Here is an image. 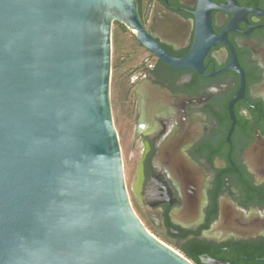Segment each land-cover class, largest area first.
I'll use <instances>...</instances> for the list:
<instances>
[{"label": "water", "instance_id": "obj_1", "mask_svg": "<svg viewBox=\"0 0 264 264\" xmlns=\"http://www.w3.org/2000/svg\"><path fill=\"white\" fill-rule=\"evenodd\" d=\"M115 22L149 45L137 0H0V264H194L155 237L130 200L111 101ZM247 158L264 179V145ZM158 160L189 221L205 189L199 168L164 147ZM260 235L264 211L227 199L204 232L218 242Z\"/></svg>", "mask_w": 264, "mask_h": 264}, {"label": "flooded vegetation", "instance_id": "obj_2", "mask_svg": "<svg viewBox=\"0 0 264 264\" xmlns=\"http://www.w3.org/2000/svg\"><path fill=\"white\" fill-rule=\"evenodd\" d=\"M137 12L150 46L114 23L111 101L120 144L121 135L130 142V200L145 222L139 218L177 250L205 242L197 264L203 257L211 264H264V235L222 242L204 236L222 200L264 211V179L247 158L250 148L264 145V0H137ZM156 50L185 66L168 65ZM161 147L201 172L204 194L189 221L178 217L185 201L158 160Z\"/></svg>", "mask_w": 264, "mask_h": 264}, {"label": "rangeland", "instance_id": "obj_3", "mask_svg": "<svg viewBox=\"0 0 264 264\" xmlns=\"http://www.w3.org/2000/svg\"><path fill=\"white\" fill-rule=\"evenodd\" d=\"M114 54H115V43H114V49H113V58H114ZM121 138H122L121 145L123 147L122 148V156H123V163H124L125 181H126L127 188H128V191H129V194L131 197V187H132L131 185H132V180H133L132 170L134 168V164H133V161L131 160V154L127 149L129 146V143H130L129 138L126 135H121ZM131 203H132L134 210L138 214V216L145 222V219L142 216V213L134 205L135 202L131 201ZM175 250H177V249H175ZM177 251H179V250H177Z\"/></svg>", "mask_w": 264, "mask_h": 264}, {"label": "trees", "instance_id": "obj_4", "mask_svg": "<svg viewBox=\"0 0 264 264\" xmlns=\"http://www.w3.org/2000/svg\"><path fill=\"white\" fill-rule=\"evenodd\" d=\"M211 219L208 220V223L206 227H208L209 222ZM206 243L205 242H200V241H194L193 243L190 244L189 249L187 250H179L182 255L190 259L194 264L199 263V258L198 254L202 252V248L205 247Z\"/></svg>", "mask_w": 264, "mask_h": 264}, {"label": "built area", "instance_id": "obj_5", "mask_svg": "<svg viewBox=\"0 0 264 264\" xmlns=\"http://www.w3.org/2000/svg\"><path fill=\"white\" fill-rule=\"evenodd\" d=\"M179 252V251H178Z\"/></svg>", "mask_w": 264, "mask_h": 264}, {"label": "clouds", "instance_id": "obj_6", "mask_svg": "<svg viewBox=\"0 0 264 264\" xmlns=\"http://www.w3.org/2000/svg\"><path fill=\"white\" fill-rule=\"evenodd\" d=\"M168 245V244H167Z\"/></svg>", "mask_w": 264, "mask_h": 264}]
</instances>
